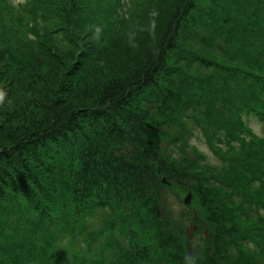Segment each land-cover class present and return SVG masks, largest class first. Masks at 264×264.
Masks as SVG:
<instances>
[{
	"label": "trees",
	"instance_id": "trees-1",
	"mask_svg": "<svg viewBox=\"0 0 264 264\" xmlns=\"http://www.w3.org/2000/svg\"><path fill=\"white\" fill-rule=\"evenodd\" d=\"M251 118L264 0H0V264H264Z\"/></svg>",
	"mask_w": 264,
	"mask_h": 264
},
{
	"label": "rangeland",
	"instance_id": "rangeland-1",
	"mask_svg": "<svg viewBox=\"0 0 264 264\" xmlns=\"http://www.w3.org/2000/svg\"><path fill=\"white\" fill-rule=\"evenodd\" d=\"M17 1H19V0H17ZM248 123L253 127L255 132H257L261 136H264V123L258 121V119H256V118L251 119L250 121H248ZM0 145H2V144H0ZM187 195H188V193L186 191L182 192L183 198L187 197ZM53 246L56 247L58 252L60 251L62 253V255H65L64 251H63V248H66L65 244H59V245L53 244Z\"/></svg>",
	"mask_w": 264,
	"mask_h": 264
}]
</instances>
